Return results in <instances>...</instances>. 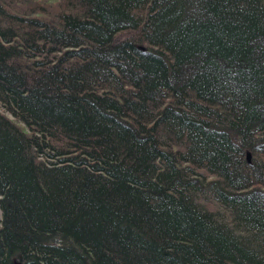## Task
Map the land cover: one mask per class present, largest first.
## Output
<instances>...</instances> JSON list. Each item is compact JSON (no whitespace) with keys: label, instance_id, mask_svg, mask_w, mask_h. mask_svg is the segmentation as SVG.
<instances>
[{"label":"trees","instance_id":"obj_1","mask_svg":"<svg viewBox=\"0 0 264 264\" xmlns=\"http://www.w3.org/2000/svg\"><path fill=\"white\" fill-rule=\"evenodd\" d=\"M0 264H264V0H0Z\"/></svg>","mask_w":264,"mask_h":264},{"label":"water","instance_id":"obj_2","mask_svg":"<svg viewBox=\"0 0 264 264\" xmlns=\"http://www.w3.org/2000/svg\"><path fill=\"white\" fill-rule=\"evenodd\" d=\"M248 158H249V155H247V160H248Z\"/></svg>","mask_w":264,"mask_h":264}]
</instances>
